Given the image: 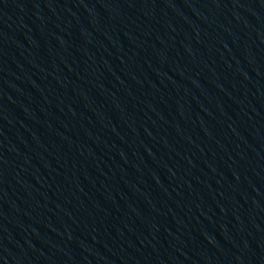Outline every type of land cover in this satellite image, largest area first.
Wrapping results in <instances>:
<instances>
[{
	"label": "water",
	"instance_id": "obj_1",
	"mask_svg": "<svg viewBox=\"0 0 264 264\" xmlns=\"http://www.w3.org/2000/svg\"><path fill=\"white\" fill-rule=\"evenodd\" d=\"M0 264H264V0H0Z\"/></svg>",
	"mask_w": 264,
	"mask_h": 264
}]
</instances>
